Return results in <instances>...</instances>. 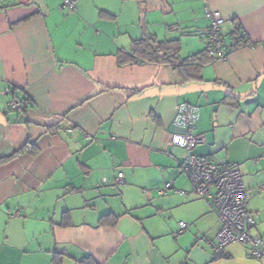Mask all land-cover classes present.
Segmentation results:
<instances>
[{"label":"crops","instance_id":"1","mask_svg":"<svg viewBox=\"0 0 264 264\" xmlns=\"http://www.w3.org/2000/svg\"><path fill=\"white\" fill-rule=\"evenodd\" d=\"M63 1L0 0V159L25 147L0 163V264H264L238 243L214 258L220 221L170 143L176 106L196 105L193 150L237 164L264 251V0ZM205 5L224 59L206 54ZM136 40L204 62L128 61Z\"/></svg>","mask_w":264,"mask_h":264},{"label":"built area","instance_id":"2","mask_svg":"<svg viewBox=\"0 0 264 264\" xmlns=\"http://www.w3.org/2000/svg\"><path fill=\"white\" fill-rule=\"evenodd\" d=\"M61 7L74 8L73 0H64ZM204 15L207 20L206 50L213 59H224L230 52L222 31L224 18L220 11L205 5ZM245 40V36L243 38ZM243 40L238 45H244ZM12 109H21L19 100L10 102ZM199 109L196 105L180 103L176 106L170 129L172 146H177L185 151L180 171L188 178L192 191L205 200L212 212L220 221L217 241L213 247L214 258L226 255V247L232 243L244 245L248 256L260 258L264 256L258 245L260 238L249 233L254 225V219L247 210L248 199L241 173L234 162H214L208 157L198 155L194 147L204 141L202 133L196 131ZM89 138V136H87ZM122 174L118 173L117 182H121ZM171 187V182L164 185L160 193ZM264 185L256 188L259 192ZM184 227V222H179Z\"/></svg>","mask_w":264,"mask_h":264},{"label":"trees","instance_id":"3","mask_svg":"<svg viewBox=\"0 0 264 264\" xmlns=\"http://www.w3.org/2000/svg\"><path fill=\"white\" fill-rule=\"evenodd\" d=\"M239 33V37L237 39L236 46L238 45L239 40H243L244 34L236 29V33ZM245 42V40H243ZM132 51L134 55V59H129L128 61L132 60H142V61H155V62H165L170 64L173 68H178L180 65H191L196 66L200 65V63L204 62L202 60L203 53L198 52L191 56L181 59L179 57L178 51L179 46L176 42L173 41H154V42H145L143 40H136L132 44ZM205 53V52H204ZM206 54H208L206 50ZM209 56V55H208ZM132 57V56H131ZM133 58V57H132ZM27 99H23L22 103L25 105ZM25 150V147L20 148L14 154L1 158L0 163L5 162L6 160L14 157L18 153ZM64 220L66 222L68 214L65 212L63 214ZM117 217L113 214H106L100 217L98 224L100 225H114L116 222ZM66 224V223H63ZM54 264H58L54 261Z\"/></svg>","mask_w":264,"mask_h":264}]
</instances>
